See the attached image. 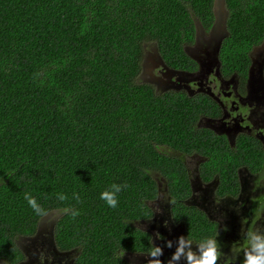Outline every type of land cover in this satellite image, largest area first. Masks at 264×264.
Returning a JSON list of instances; mask_svg holds the SVG:
<instances>
[{"label":"trees","instance_id":"trees-1","mask_svg":"<svg viewBox=\"0 0 264 264\" xmlns=\"http://www.w3.org/2000/svg\"><path fill=\"white\" fill-rule=\"evenodd\" d=\"M214 24L225 29L222 66L242 64L264 38V0H0V251L53 209L58 238L122 264V250L150 244L133 222L151 215L162 178L194 227L178 153L224 166L221 142L197 126L207 98L156 91L139 75L147 44L191 69L183 44ZM113 184L115 208L101 199Z\"/></svg>","mask_w":264,"mask_h":264},{"label":"flooded vegetation","instance_id":"flooded-vegetation-1","mask_svg":"<svg viewBox=\"0 0 264 264\" xmlns=\"http://www.w3.org/2000/svg\"><path fill=\"white\" fill-rule=\"evenodd\" d=\"M197 29L218 33L216 39L210 37L214 43L209 41L201 48ZM223 36V24L207 30L196 27L194 40L183 44V51L193 61L191 69L168 65L155 45H145L144 60L149 51L154 52L148 57L149 65L144 68L142 64L141 81L156 91L174 90L189 98H207L204 105L211 113L200 114L197 126L213 134L217 147L221 142L224 166L212 163L205 153L179 151V171L186 175L190 187L182 203L197 212L194 227L188 228L185 217L175 213L173 197L164 179H159L158 195L149 201L151 215L133 222L147 232L150 244L142 250H122V264H156L157 260L160 264H188V252L199 255L201 244L208 239L217 242V264H244L248 234L264 236V38L249 48L242 64L222 66L219 49ZM143 72L151 78L147 80ZM160 192L164 197L158 199ZM59 217L56 210H49L40 216L32 233L15 235L10 247L0 251V264H97L81 244L58 238ZM199 221L203 227L198 226ZM180 237L190 247L174 261ZM169 241L171 247L166 246ZM156 247L163 255H151Z\"/></svg>","mask_w":264,"mask_h":264},{"label":"clouds","instance_id":"clouds-1","mask_svg":"<svg viewBox=\"0 0 264 264\" xmlns=\"http://www.w3.org/2000/svg\"><path fill=\"white\" fill-rule=\"evenodd\" d=\"M112 191H104L101 193V199L105 200L110 207L115 208L117 206L116 193L121 191V186L113 184L111 185ZM25 198L28 200V203L33 208H36V202L34 198L30 197L28 194H25ZM64 197H61L63 199ZM249 240V249L245 252L244 264H264V236H261L256 233L250 232L248 234ZM179 247L177 252L173 254L172 259L178 261L181 255H184V248L190 247L189 242L184 240V237L178 238ZM207 244V247L204 245ZM168 247H171V242H167ZM157 254L163 255V250L159 247H156L151 253L152 256ZM220 256L218 251L217 242L215 239H208L201 244L199 249V255L188 252L186 255V260L188 264H217V260ZM156 264H160L157 260Z\"/></svg>","mask_w":264,"mask_h":264},{"label":"rangeland","instance_id":"rangeland-1","mask_svg":"<svg viewBox=\"0 0 264 264\" xmlns=\"http://www.w3.org/2000/svg\"><path fill=\"white\" fill-rule=\"evenodd\" d=\"M217 10L219 11V13H222V8H217ZM217 34L218 33H216V32H213V33H202V31L200 29H197V38H198V40H200L199 43H200L201 48L204 47V45L209 44V41L214 43L213 39L210 38V37H211V35H213V38L216 39ZM196 44H197V42H196ZM196 44H195V46H196ZM152 52H154V51H149L147 53V56H146V58L144 60V63H143V67L144 68L149 65L148 64V57L152 54ZM143 74L145 75L144 77L147 80H149L151 78V77H149V75L147 73L143 72ZM162 188H163V186H162ZM161 193L162 192L159 193L158 199H160V197H164ZM159 210H160V208L158 207V211Z\"/></svg>","mask_w":264,"mask_h":264}]
</instances>
